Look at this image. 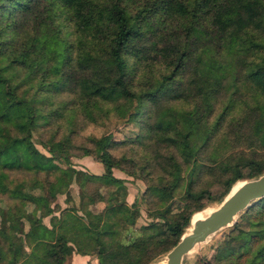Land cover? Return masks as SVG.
I'll return each instance as SVG.
<instances>
[{"label":"trees","instance_id":"1","mask_svg":"<svg viewBox=\"0 0 264 264\" xmlns=\"http://www.w3.org/2000/svg\"><path fill=\"white\" fill-rule=\"evenodd\" d=\"M207 55L218 61L214 75L196 71ZM151 58L159 68L145 67ZM140 67L143 80L135 84ZM57 94L65 100L55 102ZM78 97L91 120L132 99L127 118L139 130L121 140L101 136L94 153L103 170L72 167L68 176L58 160L69 161L70 133L40 137L46 152L32 137ZM145 138L140 157L112 151ZM155 165L164 174L148 182ZM112 167L137 172L145 183L141 199L158 209L128 242L119 230L138 212L116 196L123 179ZM10 170L33 176L12 180ZM202 170L219 185L214 193L192 187ZM262 171L264 0H0V193L11 199L0 204V264H18L26 223L33 264H65L72 250L93 253L96 264H147L177 240L204 201L221 199L235 180ZM72 181L77 204H50L56 193L69 194ZM100 185L111 192L93 213L86 203L100 199ZM175 191L181 203L171 211ZM33 195L41 198L36 216L18 203ZM198 259L264 264V196L239 212L212 254Z\"/></svg>","mask_w":264,"mask_h":264},{"label":"rangeland","instance_id":"2","mask_svg":"<svg viewBox=\"0 0 264 264\" xmlns=\"http://www.w3.org/2000/svg\"><path fill=\"white\" fill-rule=\"evenodd\" d=\"M221 56L222 53H221ZM146 68L150 65V70H154L160 67L159 60L156 58H151L146 60ZM145 61V62H146ZM217 59L212 55H207L203 57L200 61L197 62L196 71L199 74L205 75H214L215 68L217 66ZM144 62H141V64ZM140 68L134 71L132 75V81L135 84L142 81V77L140 74ZM58 96V94H57ZM72 94H67L65 98L68 100L71 98ZM65 100L62 94L55 98V102ZM133 101L132 99H127L122 102L115 110L110 108L102 114L95 116V119H89L90 112L85 108L84 103L81 102L80 98H76L72 103H67V106H70V110L64 112L62 116L54 117L47 126L41 127V129L37 132L33 133V142L34 145L41 151L46 152L45 148L41 143L38 142V139L41 137H45L47 135H54L55 138L59 137L63 133H70L72 144L68 145V163L58 160V163L65 169L66 174L72 175L71 168H79L84 170L85 172H101L103 170L101 162L97 159L96 153V144L98 139L105 134H109L110 138L115 140H121L123 138H132L135 136L136 132L139 130L138 123H135L131 120H128L127 114L132 109ZM74 108L78 109L74 110ZM96 107H94L95 109ZM46 127V128H45ZM144 143H138L136 141H124L123 143L114 146L113 153L118 155L122 152L126 154H133L136 157H140L141 154L145 151L146 144L150 141V138H145ZM164 150V148H163ZM160 149L161 152H163ZM165 151V150H164ZM95 152V153H94ZM161 160V158H159ZM157 166V165H155ZM111 171L114 175H120L123 179L122 187L117 191L116 196L122 197L126 204L130 207H135L137 209L138 215L135 218L134 223L126 224L119 230V239L122 242H128L135 235L139 233L137 226L141 223L148 222L149 220H153L156 217V213L158 212L157 208L150 207L147 209L148 203H145L144 200L141 199L140 195L144 189L145 183L144 179L138 175L137 172L127 174L123 170H120L117 167H112ZM159 175H163V169L160 167H156L155 171H151L148 175V182L156 177V173ZM33 176L32 172L28 170H10L8 171V177L12 180L25 178L27 181L31 179ZM38 176L42 177V174H38ZM151 178V179H150ZM246 178V177H244ZM201 186H206L212 193L218 190L220 187L214 181L213 176L204 170L200 171V175L193 182V188H199ZM34 192H38V187L33 188ZM69 194L66 196L65 193H56L55 197L50 204H56L58 208H61L68 204H77L78 200V188L74 181L70 182L68 185ZM98 192L100 193V199L88 201L86 203V207L93 213L97 210L101 209L104 206V203L111 192L110 186L100 185L98 186ZM116 194V192H115ZM69 198H66L68 197ZM11 199L0 193V204L3 202H10ZM19 206L25 210H34L36 215H39L41 212V198L38 195H33L29 197H25L18 201ZM151 203V202H150ZM180 194L176 191L175 193L168 199V205L171 211L176 210L180 205ZM218 203V200H207L204 201V204L201 208L204 207H213ZM198 209V210H199ZM78 212H80L78 210ZM54 214L58 213V210L53 211ZM48 214L42 216V221L48 223ZM238 217V215H237ZM236 217V219H237ZM235 219V220H236ZM235 222V221H234ZM233 224V223H232ZM227 225L216 232L210 234L205 241L201 242L195 248H193L190 252L184 255L183 264H199L198 257L199 256H209L213 253L215 245L220 242L224 234H226L229 227L232 225ZM187 226V225H186ZM185 226V227H186ZM185 227L183 229H185ZM23 237V246H17L15 250V256L18 261V264H33V261L28 260L26 258V253L28 247L33 241V236L28 230V223L24 226V231L22 233ZM75 251V250H72ZM95 257L93 253H88ZM96 258V257H95ZM163 258V253L157 255L153 259H151L147 264H155L161 261ZM69 254L66 257L65 264H68Z\"/></svg>","mask_w":264,"mask_h":264},{"label":"water","instance_id":"3","mask_svg":"<svg viewBox=\"0 0 264 264\" xmlns=\"http://www.w3.org/2000/svg\"><path fill=\"white\" fill-rule=\"evenodd\" d=\"M240 180L236 185L234 183ZM235 180L227 192L205 214L191 218L177 240L163 252L161 261L155 264H183L184 255L205 241L220 228L234 223L241 210L249 203L264 196V171L250 177Z\"/></svg>","mask_w":264,"mask_h":264},{"label":"crops","instance_id":"4","mask_svg":"<svg viewBox=\"0 0 264 264\" xmlns=\"http://www.w3.org/2000/svg\"><path fill=\"white\" fill-rule=\"evenodd\" d=\"M117 176L121 177L117 174ZM96 258L90 254L71 251L68 264H96Z\"/></svg>","mask_w":264,"mask_h":264},{"label":"bare ground","instance_id":"5","mask_svg":"<svg viewBox=\"0 0 264 264\" xmlns=\"http://www.w3.org/2000/svg\"><path fill=\"white\" fill-rule=\"evenodd\" d=\"M240 182V180H237L234 185L238 184ZM211 207L207 206L204 207L203 209L199 210V211H195L191 214V218H195L197 216H201L203 214H205Z\"/></svg>","mask_w":264,"mask_h":264}]
</instances>
